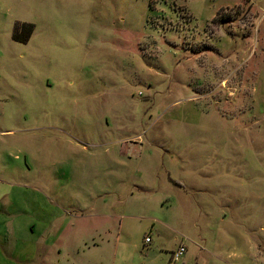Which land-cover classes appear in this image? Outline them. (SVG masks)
<instances>
[{"label":"rangeland","instance_id":"rangeland-1","mask_svg":"<svg viewBox=\"0 0 264 264\" xmlns=\"http://www.w3.org/2000/svg\"><path fill=\"white\" fill-rule=\"evenodd\" d=\"M0 180L11 264H264V0H0Z\"/></svg>","mask_w":264,"mask_h":264},{"label":"crops","instance_id":"crops-1","mask_svg":"<svg viewBox=\"0 0 264 264\" xmlns=\"http://www.w3.org/2000/svg\"><path fill=\"white\" fill-rule=\"evenodd\" d=\"M0 180V264H11L13 260L22 262L27 259L28 255L25 249L21 248L18 244L21 241L20 245H26L27 241L37 243L39 240L43 239L44 231H41L40 234L37 232V227L28 226L26 224H21L18 221V218H14L11 214H6L8 209L7 206L11 205L7 202V198L10 197V187ZM12 220L14 223H12ZM55 220V219H54ZM14 225L15 231L11 232V227ZM56 229V228H55ZM61 227H57L56 232H50V237L52 235H58L60 233ZM38 234V235H37ZM55 242L51 248L48 249L46 255L42 258V262L46 263L49 260L54 259V253L56 242L58 241L55 237ZM50 239V238H49ZM16 241V245L13 246V242ZM37 249L36 253H38Z\"/></svg>","mask_w":264,"mask_h":264},{"label":"built area","instance_id":"built-area-1","mask_svg":"<svg viewBox=\"0 0 264 264\" xmlns=\"http://www.w3.org/2000/svg\"><path fill=\"white\" fill-rule=\"evenodd\" d=\"M147 241H149V239H147ZM186 252L187 247L184 244L180 245L179 248L172 253L170 264H180Z\"/></svg>","mask_w":264,"mask_h":264},{"label":"trees","instance_id":"trees-1","mask_svg":"<svg viewBox=\"0 0 264 264\" xmlns=\"http://www.w3.org/2000/svg\"><path fill=\"white\" fill-rule=\"evenodd\" d=\"M24 31H25V35L22 38L18 37L19 33H18V31H16L15 34H14V39L16 41H19V42H22V43L29 42V40L32 37V34L34 33V25L33 24H25L24 25Z\"/></svg>","mask_w":264,"mask_h":264}]
</instances>
